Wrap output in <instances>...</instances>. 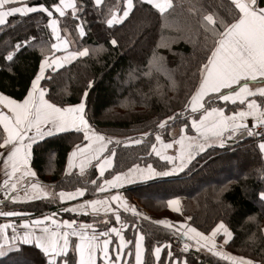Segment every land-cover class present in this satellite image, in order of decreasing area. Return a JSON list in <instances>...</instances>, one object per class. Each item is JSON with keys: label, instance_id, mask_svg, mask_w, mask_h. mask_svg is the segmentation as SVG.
<instances>
[{"label": "trees", "instance_id": "obj_1", "mask_svg": "<svg viewBox=\"0 0 264 264\" xmlns=\"http://www.w3.org/2000/svg\"><path fill=\"white\" fill-rule=\"evenodd\" d=\"M76 2L82 6V11L75 15L79 19L73 13L58 17L61 33L71 36L75 49L86 47L89 54L46 73V77L49 74L52 77L41 83L47 89V99L57 106L75 105L91 80L93 84L85 101L86 118L97 133L120 140L108 149V153L115 152L110 174L117 175L141 165L166 170L167 162L160 161L152 152L154 136L159 133L165 140L175 137L180 130L175 128H182L185 122L186 134H194L190 119L195 116L189 108L185 109V104L198 87L197 69L210 56L212 48L211 40L205 39L210 33L201 24L202 16L216 13L227 18L228 9H234V5L231 0H173V7L161 14L151 5L134 0L129 16L109 27L106 24L109 10L118 8L121 14L124 0H105L98 7L94 0ZM52 3L53 0H30L26 4L48 7ZM234 12L238 13V9ZM49 20L46 13L39 11L10 16L0 27V93L3 95L17 101L27 95L44 59L41 47L45 54H52L50 46L54 39ZM77 24L86 32L83 37L77 33ZM112 38L117 40V45L110 43ZM23 41L28 43L16 50L15 45ZM9 51L14 52L12 61L6 59ZM181 112H188V118H182ZM173 115L177 119L168 121L164 129L158 127L160 121ZM143 133H149L146 140L127 146L143 137ZM77 145H85V140L82 133L75 131L46 138L32 148V167L39 181L50 186L54 194L82 188L87 190L84 198H90L93 197L92 170L84 175L76 170L67 174L69 156ZM260 191H264V158L255 136L224 147L212 146L199 153L182 172L130 186L124 191L125 197L141 205L150 216L134 230L145 238L144 264H156L153 249L165 243L172 245V258H186L189 264H229L192 247L187 252L178 249L182 239L176 230L178 222H183L185 217H191L188 223L204 234L224 222L233 232L227 251L264 264V200L259 198ZM174 198H185L181 214L167 206V201ZM37 207V214L45 212L43 206ZM49 207V210L56 208ZM61 215L63 219H72L69 213ZM121 216L130 221L125 236L132 241L131 263L135 243L131 225L137 224L131 216L123 213ZM81 219L95 222L99 218L90 214ZM160 220L171 221L175 230L154 222ZM167 257L165 251L162 264ZM0 264H45V258L39 249L21 244L0 258Z\"/></svg>", "mask_w": 264, "mask_h": 264}, {"label": "snow or ice", "instance_id": "obj_2", "mask_svg": "<svg viewBox=\"0 0 264 264\" xmlns=\"http://www.w3.org/2000/svg\"><path fill=\"white\" fill-rule=\"evenodd\" d=\"M103 0H94L95 6H100ZM140 3H147L163 14L166 9L173 7V0H139ZM12 0H0V25L5 23V18L16 14H25L32 12L46 13L49 18V26L55 35L57 43L51 44V49L67 50L70 41L62 38L60 21L53 17V11L59 13L60 17L66 15L65 9L71 8L75 19V13L82 11V6L78 5L76 0H53L48 7L40 4L38 7L33 6H6L10 5ZM234 9H238V13L234 9H228V17H221L216 13L204 14L201 24L210 36H206V40H211L212 48L209 49L210 56L206 57V61L197 69L199 75V84L195 91L190 95L185 109L190 108L191 113H199L198 117H191V129H194L196 136H187L181 134L178 139H174L170 143H165L159 133L156 134L155 140L160 143L157 149L156 144L152 145V151L155 152L160 159L167 161L172 165L166 170H157L151 165L146 169L134 166L128 170V173L118 174L111 180H105V185L118 187L124 183H131L136 179H151L155 177H166L184 171L189 163L194 159L195 155L202 153L206 148L213 145L224 147L226 140H239L244 136H261L262 141L258 144L261 153H264V134L256 131L255 126H264V0H231ZM134 0H124L122 15H117L115 10H109V17L106 24L112 27L120 24L127 18L134 8ZM79 30V36L85 34L82 25L75 26ZM67 31V29H65ZM27 41L17 43L15 49L19 50ZM110 43L115 46L117 40L112 38ZM102 50V49H101ZM41 53L44 56L40 63L39 72L31 81V88L27 91V95L22 101H17L0 93V105L7 109L5 113L0 109V158H4L5 175L9 179L4 180L5 190H15L17 183H13L11 178L16 173L22 175L35 176L36 173L29 167L32 145L42 140L45 136H52L57 133L67 131H75L83 133V139L89 141V144L83 147L77 145L76 151L69 156V168L79 167L80 174L83 175L85 166L93 160H100V153L106 147L105 137L97 133L89 124L86 118V99L88 97V89L92 87L93 82L88 81L85 90L82 93L80 102L70 106H57L56 103L50 102L45 98L47 89L40 85L42 79H51L49 74L45 76V69L51 68L53 71L63 67L65 63L77 57H84L89 54L86 47L79 48L68 52L63 56H52L45 54L44 47H41ZM13 51L7 53L6 59L13 60ZM151 64V62H150ZM149 73H145L148 75ZM174 84V82H173ZM226 90V91H222ZM252 99H249V98ZM259 98V102L258 99ZM214 101L232 102L235 104L239 101L240 105H246L239 111H233L230 115L225 114L224 107L213 106ZM180 115H185L181 112ZM251 117L254 123L253 127H249L246 123ZM177 116H168L165 120L159 122L158 127L164 129L168 121H174ZM185 122L182 127L187 128ZM227 134V135H225ZM149 133H143L147 136ZM111 142L110 140L108 141ZM132 143H141L142 140L137 139ZM92 144L98 147L92 148ZM173 144L179 145L177 155H167L165 149H170ZM80 154L78 163H73L72 157ZM115 152L111 153L114 156ZM111 157L105 158L100 163V175L103 176L106 166H111ZM91 183L96 184L95 180ZM32 193H25L24 200L32 199H48L55 194L49 191V186L38 183L31 184ZM97 190L104 191V187L97 186ZM84 189L77 188L75 192L60 191L58 199L60 201L72 200L76 197L84 195ZM259 198L264 200V191L259 192ZM13 201L21 199L19 196H11ZM119 194L111 197V200H119ZM179 199H170L167 206L173 211L180 212ZM125 211H132L135 215L141 216L134 206L124 204ZM61 211L73 213H100L103 211L107 214L113 211L109 207L107 200H86L75 207L62 206ZM21 213L16 211H0V216L13 217L19 216ZM51 215H43L29 223L25 221L24 227L28 229L23 234L17 233L12 227V235H6V229L11 227L9 224H0V257L6 255L8 251L18 249L22 245H31L39 249L45 258V264H97V254L103 256L104 264H118L121 259L123 249L132 241H126L121 232L116 227H111L105 231L98 232L94 224L81 223L77 224L75 219L56 220ZM115 220L120 223L121 228L127 227V223L121 220L119 212H114ZM144 219H149L147 216ZM190 220L191 217H188ZM251 219V218H250ZM51 221L54 227H49L45 222ZM171 229L173 225L170 221L160 220L154 221ZM135 230V226H133ZM180 239L185 242L183 244V252H187L190 247H195L197 251L206 249L215 256H220L232 261V264H256L252 259L243 256H232L221 250H218L216 237L222 232L224 243H227L233 237V232L224 223H218L211 231L210 235L197 231L195 228L185 226L184 230H176ZM110 233H115L119 238V244L116 246L115 255L111 256L109 244L111 241L107 238L100 240L99 237H108ZM70 237H76L72 241ZM194 240L195 244L190 245L187 241ZM143 241L144 236L137 234L135 240V264H143ZM163 247L169 249L167 255L171 260V264H177V259H173L171 245L165 244L157 246L153 249L154 256L159 261L161 250ZM71 249V254H70ZM131 255V252L128 253ZM182 264H187L183 261Z\"/></svg>", "mask_w": 264, "mask_h": 264}, {"label": "crops", "instance_id": "obj_3", "mask_svg": "<svg viewBox=\"0 0 264 264\" xmlns=\"http://www.w3.org/2000/svg\"><path fill=\"white\" fill-rule=\"evenodd\" d=\"M28 1H30V0H12V3H11L10 5H8V6H6V8L9 7V6H20V7L28 6V4H26ZM104 1H105V0H103V2H104ZM103 2H102V3H103ZM263 6H264V5H263ZM33 7H38V6H33ZM50 10L53 11V17H52V18H56V19H58V17H59V18H62V17L59 16V13L55 12V9H54V8H51ZM166 10H168V9H166ZM37 12H39V11H37ZM65 12H66V15H67V14H70V13H72V9H71V8L65 9ZM32 13H34V12H32ZM77 13H78V12H77ZM77 13H75V15H76ZM28 14H31V13H25V14L16 13V14H13V15H10V16H25V15H28ZM54 15H56V17H54ZM66 15H65V16H66ZM10 16H8V17L5 18V23H4L3 25L6 24L7 19H8ZM50 19H51V18H50ZM3 25H0V27L3 26ZM58 27L60 28V23H59ZM49 29H50V32H51V34H52V36H53L54 43H57L56 37H55V35L52 33V29H51L50 26H49ZM84 32H85V30H84ZM77 33H78V35H79V30L77 31ZM85 33H86V32H85ZM60 35H61L62 38H66V39H68V40L70 41V43H69V45H68V48H67V50H63V49H62V50L52 49V54L49 55V59H51L52 56H63V55H67L68 52L73 51V50H76V49L74 48V45H73V39L71 38V36H70V37H68V36H64V35L61 33V28H60ZM84 35H85V34H84ZM84 35H83V36H84ZM83 36H80V37H83ZM84 57H86V56H84ZM84 57H77V58L71 60V62H69V63H65V64L63 65V67L69 66L70 64H72V63L75 62L76 60H78V59H80V58H84ZM42 61H43V60H42ZM42 61H41V62H42ZM63 67H60V68H58V69H61V68H63ZM58 69H56V70H58ZM50 70H52V69H51V68H46V69H45V76H46V73L49 72ZM42 81H43V79L40 81V85H41ZM222 91H226V90H222ZM46 96H47V91H46V93H45V98L47 99ZM249 99H252V98L250 97ZM257 99H258V102H259V98H257ZM213 106H216V107H224V110H225V114H226V115H230L233 111H239L242 107H246V105H240L239 101H237L235 104H233L232 102L214 101V102H213ZM0 109H2L5 113H7V109L3 108L2 105H0ZM189 109H190V108H189ZM190 111H191V110H190ZM193 115H194L195 117H198L199 113H195V114H193ZM246 123H250L251 126H254V123H253L251 117H249V118L247 119ZM190 124H191V119H190ZM1 127H2V126H1ZM193 130H194V129H193ZM70 131H71V130H70ZM70 131H67V132H70ZM63 133H65V132H63ZM261 133L264 134V128L262 129V132H261ZM58 134H61V133H57V134H54V135H52V136H55V135H58ZM181 134H183V133H182V132L179 133V136H180ZM184 135H185V134H184ZM225 135H227V134H225ZM52 136H45L42 140H39L38 142H41V141H43L44 139L49 138V137H52ZM155 136H156V135H155ZM155 136H154V137H155ZM187 136H196V132H195V130H194V134H193V135L187 133ZM146 137H148V136H143V137H141L140 139L143 140V139H145ZM161 137H162V139H163V141H164L165 143H170V142H172L174 139H176V138H173V139H170V140H165L164 137H163L162 135H161ZM244 137H249V136H244ZM255 137H258V144H259V143L262 141V137H261V136H255ZM239 140H240V139H239ZM108 141H109V139H106V138H105L106 147H105L104 151L100 153V160H99V161H97V160H93L90 164H88V165L85 166L84 174H86L88 170H92V172H93V174H94V179H93V178H92V179L96 181V184L91 183L92 192H93V194H92L93 197H90V198H84L85 194L87 193V190L84 189L85 191H84V195H83V196H79V197H76V198H74V199H72V200H68V201H61V204H60V205H56V204H54V206H56V208H55L54 210H49V209H50L49 206L52 205V197H50V198H48V199H44V198H40V199H32V200H24V199H23L25 193H28V194H31V193H32V191H33L32 188H31V184H32V183H38V184L44 185L41 181H39L37 175H35V176H28V175H22V173H20V172L16 173L15 176L11 178V181H12L13 183H17V188H16L14 191H13V190H7V191H6V190H5V187H4V180H5V179H9V177H7V176L5 175V165H4V162H3V159H4V158H0V211H16V212L21 213V215H19V216H13V217L0 216V224H9V225H11V227H9L8 229L5 230V231H6V235H7L8 237H11V235L13 234V233H12V227H14V228L16 229L17 233H19V234L22 235L24 231L28 230V229H25V227H24V223H25V221H27V222L29 223V226L31 227V222H32L33 220H35V219H37V218H42L43 215H51V214H53V213H55V216H54L53 218L56 219V220H63V217H62L61 214H64V213H69V214L71 215L72 219H75V220H78V221H81V220H82L81 217L89 216L90 214H91V217H93V218L97 217V218H99V219H101V218H105L104 216H108V217H109V216H111V215L115 218V216H114V212H118V211H120L121 209H123L125 203H126L127 205L134 206L135 209H136L139 213H141L142 215H143L144 213H148V211H147V210L145 211L144 208H143L142 206H140L139 204H136V203H134V202L132 203L131 201H129V200L125 197L124 191H125L126 189H128L130 186H133V185H136V184H140V183H144V182H146V181H149V180H151V179H156V178H159V177H155V178H151V179H144V180L136 179V180H134V181L131 182V183H124V184H122V185H120V186H118V187H114V186H111V185H105V184H104V181H105L106 179H107V180H111V179H113L114 176H116V175H112V174H110L111 171L113 170V166H114V162H113V160H114V156L108 155V153H107L108 149L110 148V146H111V144H112V143H111L112 140H110V141H111L110 143H109ZM237 141H238V140H232V141H227V140H226L225 145H227V144H229V143L232 144V143H235V142H237ZM38 142H37V143H38ZM85 142H86L85 145L89 144V141L85 140ZM115 142H116V141H115ZM35 144H36V143H35ZM35 144H33L32 147H33ZM132 144H133V143H131V145H132ZM154 144H156L157 149L160 148V143H159V142L155 141ZM133 145H136V143H134ZM225 145H224V146H225ZM83 146H84V145H83ZM83 146H81V147H83ZM213 146H219V145H213ZM96 147H98L97 144H92V148H96ZM211 147H212V146H211ZM178 148H179V145H177V144H173V147H172V148H170V149H165L164 151H165V153H166L167 155H173V156H175V155H177V149H178ZM208 148H210V147H208ZM208 148H206L205 150H207ZM2 151H4V150H3V149H0V152H2ZM74 151H76V149H75ZM74 151H73V152H74ZM73 152H72V153H73ZM152 152H153V151H152ZM72 153H71V154H72ZM153 154H154L155 157H157L160 161L167 162V161H165V160L160 159V157L157 156V155L155 154V152H153ZM198 154H199V153H198ZM198 154H196L195 157H197ZM262 154H263V158H264V153H262ZM108 157H111V161H112L111 166H110V167H109V166H106V167H105V170H104V173H103V176H101V175H100V167H99V165H100V163L103 162V160H104L105 158H108ZM195 157H194V158H195ZM72 158H73V157H72ZM79 159H80V154H79V155H76L75 158L72 159V161H73V163H78V162H79ZM167 164H168V167H167V168H171V167H172V165L169 164L168 162H167ZM29 167L31 168L32 171H34V169H33V167H32V149H31V157H30V160H29ZM67 168L69 169V160H68ZM139 168L146 169L147 166H143V165H141V166H139ZM68 169H67V170H68ZM73 169L76 170V173H77V174L81 175V174H80V169H79V167H74ZM34 172H35V171H34ZM122 173H128V171H125V172H122ZM122 173H120V174H122ZM84 174H83V175H84ZM109 174H110V175H109ZM117 175H118V174H117ZM98 185L104 187V191H99V190H97V186H98ZM48 190L51 191V192H53V191L51 190V187H50V186H49V189H48ZM75 191H76V190H75ZM75 191H73V192H75ZM59 192H60V191H59ZM59 192H57V194H59ZM64 192H66V191H64ZM117 194H119L120 199H119V200H111V197L114 196V195H117ZM55 195H56V194H55ZM55 195H54V196H55ZM11 196H19V197H21V199L16 200V201H13L12 199H10ZM92 199H97V200H107L108 203H109V207H110V209H112L113 211H109L107 214H105L103 211H101L100 213H91V211L89 210V212L86 213V214H85V213L78 214V213L65 212V211H61V210H60L62 206H66V207L71 208V207H75V206H77V205L80 204V203H83V202L86 201V200H92ZM174 199H179V200H180V205H179V207L181 208V211H180V212H176V211H173L171 208H169V207H168V208H169L170 211H172V212H174V213L181 214V213L183 212V208H184V204H185V198H174ZM37 205H41V206H43V210H44L45 212H42V214H37L36 211H35ZM52 206H53V205H52ZM48 207H49V208H48ZM147 217H148V216H147ZM149 219H150V218H149ZM188 220H189V219H188L187 217H185V220H184L183 222H178V224H179V229H180L181 231L184 230V227H185V226H190V227H192V226L188 223ZM92 222H93V221H92ZM170 222H171V221H170ZM45 223H46L49 227H54V225L51 224V221H46ZM94 223H96V222H94ZM100 224H104V222H101ZM160 225H162V224H160ZM137 226H139V225H136L135 228H136ZM162 226H163V228H167V227H165L164 225H162ZM111 227H116L117 229H119L120 232H121V235L125 238V240H126V241H129V240L126 238V236H125V233H126L127 228H126V227H125V228H121L120 223L117 222V221H116V224H115V225L107 226L106 228H104V230H100V228H102V227H99V226H98V229H99V230H97V231H98V232H100V231H105V230H107V229H109V228H111ZM192 228H193V227H192ZM168 229H169V228H168ZM169 230H170V231H173V230H175V227L173 226V228H171V229H169ZM197 231H198V230H197ZM134 232H135V231H134ZM263 232H264V228H263ZM137 234L142 235L141 232L136 231V232H135V240H136V238H137ZM210 234H211V233H209V234H205V235H210ZM73 238L76 239V237H70L71 240H72ZM105 238H107V239H109V240L111 241V243L109 244V251H110V255H111V256H114V255H115V251H116V246L119 244V238L116 236L115 233H110V235H109L108 237H103V236L99 237L100 240H103V239H105ZM232 238H233V237H232ZM232 238H231L230 240H228L227 243H224V237H223V234H222V232L219 233V234L217 235V237H216V242H217L218 250H221V251H223V252H225V253H228V254H230V255H232V256H236V255H233V254H231V253H229V252L227 251V245H228L229 242L232 240ZM182 240H183V239H182ZM187 242H188L190 245L195 244V241H194V240H188ZM130 244H131V243H130ZM130 244H128V245L123 249V253L121 254V259H120V261L118 262V264H135V249L133 250L132 262H131V263L129 262V256H130V255H128V253L131 252V251L129 250ZM134 244H135V243H134ZM165 244H170V243H165ZM165 244H162V245H165ZM170 245H171V244H170ZM18 248H19V247H18ZM192 248L196 249L195 247H192ZM13 250H15V249H13ZM13 250H11V251H13ZM11 251H8V252L6 253V255H7L8 253H10ZM165 251L168 253L169 249H168L167 247H163V248H162V250H161V254H160V258H159V261H157L156 258H155L156 264H162L161 259H162V256H163V254H164ZM202 251H203L205 254L211 255V256H213V257H215V258H217V259H219V260H221V261H223V262H227V263H229V264H232V261H230L229 259H226V258H223V257H220V256H215V255H213L212 253L208 252L206 249H202ZM171 252H172V245H171ZM3 257H4V256H3ZM154 257H155V256H154ZM0 258H2V257H0ZM144 259H145V238H144V241H143V253H142V261H143V264H144ZM173 259H176V258H173ZM183 261H187L186 258H181V259L178 258V259H177V264H182ZM169 263H170V258L168 257V258H167V261H166L165 264H169ZM97 264H104L103 256H102V254H100V253L97 254ZM187 264H189L188 261H187ZM256 264H257V263H256Z\"/></svg>", "mask_w": 264, "mask_h": 264}, {"label": "rangeland", "instance_id": "obj_4", "mask_svg": "<svg viewBox=\"0 0 264 264\" xmlns=\"http://www.w3.org/2000/svg\"><path fill=\"white\" fill-rule=\"evenodd\" d=\"M28 6H30V5H28ZM115 11H116V14L117 15H122V13L120 14L119 12H120V9H118V8H116V9H114ZM188 116H189V114H188V112H186L185 113V115L182 117V118H188ZM171 126V125H170ZM191 126V125H190ZM172 127V126H171ZM180 129V130H179ZM181 127L180 128H175V130H179V132H178V135L176 136V134L174 135L175 137H172V138H167V140H170V139H173V138H176V139H178L179 138V133H181L182 131H181ZM186 131H187V128H184L183 129V134H185V135H187L186 134ZM82 133V132H81ZM83 134V133H82ZM105 138L106 139H109V140H111L110 138H107V136H105ZM148 137H146L145 139H143V140H146ZM140 139V138H139ZM141 140V139H140ZM142 140V141H143ZM241 140V139H240ZM240 140H238V141H240ZM115 141H120V140H118V139H113L112 140V144H111V146H110V148L111 147H113L114 146V143H115ZM237 141V142H238ZM131 143L132 142H130V143H127V146H130L131 145ZM85 144H86V142H85ZM134 144V143H133ZM132 144V145H133ZM82 146V145H81ZM33 148V147H32ZM107 153H108V151H107ZM77 155H79V152H77ZM108 155H111V153H108ZM32 158H33V156H32ZM75 158V156L72 158V159H74ZM74 167H72V168H67L68 170H67V174H71V173H73L74 172V170L75 169H73ZM76 172V171H75ZM133 201V200H132ZM131 201V202H132ZM133 203V202H132ZM135 203V202H134ZM54 204H56V205H60L61 204V201L58 199V194L56 193V195L55 196H53L52 197V205H54ZM37 209H38V207H37ZM119 212V214H120V216H121V213H123V214H125V215H127L128 217H130L131 216V218L132 219H134L135 220V223L137 224V225H139L140 224V222H143L144 221V219L141 217V216H137V215H135L132 211H125V208H123V209H121L120 211H118ZM105 218H101V219H98L97 221L95 220V222H97V223H95L96 224V226H99V227H103V226H109V225H111V223H113V225H115L116 224V220H115V218L111 215V216H104ZM148 217L150 218V216L148 215ZM121 220L123 221V222H125V223H127V229L129 228V224H128V222H130V221H128L127 219L125 220L122 216H121ZM101 222H104V224H100ZM131 231L133 232L134 231V228H133V225H131ZM168 258V257H167Z\"/></svg>", "mask_w": 264, "mask_h": 264}, {"label": "built area", "instance_id": "obj_5", "mask_svg": "<svg viewBox=\"0 0 264 264\" xmlns=\"http://www.w3.org/2000/svg\"><path fill=\"white\" fill-rule=\"evenodd\" d=\"M261 130H262L261 128H257V129H256L257 132H260ZM182 247H183V243L180 242V243H179V248H182Z\"/></svg>", "mask_w": 264, "mask_h": 264}, {"label": "water", "instance_id": "obj_6", "mask_svg": "<svg viewBox=\"0 0 264 264\" xmlns=\"http://www.w3.org/2000/svg\"><path fill=\"white\" fill-rule=\"evenodd\" d=\"M248 124V126H249V123H247ZM257 126V125H256ZM64 220H68V219H64ZM77 221V220H76ZM81 223H86V224H92V223H87V222H78L77 221V224H81ZM96 230H98V228L96 227Z\"/></svg>", "mask_w": 264, "mask_h": 264}]
</instances>
